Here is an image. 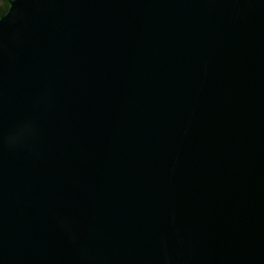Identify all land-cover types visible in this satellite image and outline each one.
<instances>
[{"label":"water","instance_id":"95a60500","mask_svg":"<svg viewBox=\"0 0 264 264\" xmlns=\"http://www.w3.org/2000/svg\"><path fill=\"white\" fill-rule=\"evenodd\" d=\"M0 264H264V0H12Z\"/></svg>","mask_w":264,"mask_h":264},{"label":"trees","instance_id":"16d2710c","mask_svg":"<svg viewBox=\"0 0 264 264\" xmlns=\"http://www.w3.org/2000/svg\"><path fill=\"white\" fill-rule=\"evenodd\" d=\"M12 0H10L11 2ZM9 0H0V17L8 11Z\"/></svg>","mask_w":264,"mask_h":264},{"label":"snow or ice","instance_id":"6c2138e0","mask_svg":"<svg viewBox=\"0 0 264 264\" xmlns=\"http://www.w3.org/2000/svg\"><path fill=\"white\" fill-rule=\"evenodd\" d=\"M8 8H9V11H8L7 13H5V14L3 15V17L0 18V20H3V19L9 14L10 9H11V2H10V0H9Z\"/></svg>","mask_w":264,"mask_h":264}]
</instances>
